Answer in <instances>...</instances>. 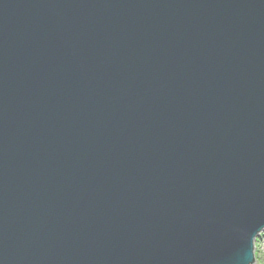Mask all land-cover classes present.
I'll use <instances>...</instances> for the list:
<instances>
[{
    "label": "water",
    "instance_id": "water-1",
    "mask_svg": "<svg viewBox=\"0 0 264 264\" xmlns=\"http://www.w3.org/2000/svg\"><path fill=\"white\" fill-rule=\"evenodd\" d=\"M264 0H0V264H254Z\"/></svg>",
    "mask_w": 264,
    "mask_h": 264
},
{
    "label": "rangeland",
    "instance_id": "rangeland-1",
    "mask_svg": "<svg viewBox=\"0 0 264 264\" xmlns=\"http://www.w3.org/2000/svg\"><path fill=\"white\" fill-rule=\"evenodd\" d=\"M254 256V264H264V231L255 242Z\"/></svg>",
    "mask_w": 264,
    "mask_h": 264
}]
</instances>
